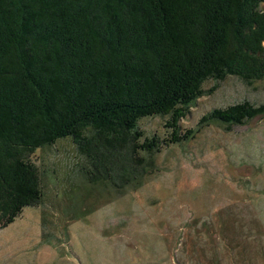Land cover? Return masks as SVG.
Here are the masks:
<instances>
[{"label":"trees","instance_id":"trees-1","mask_svg":"<svg viewBox=\"0 0 264 264\" xmlns=\"http://www.w3.org/2000/svg\"><path fill=\"white\" fill-rule=\"evenodd\" d=\"M230 77L264 80V0H0V229L43 199L38 150L69 139L89 182L121 189L194 139L181 121ZM263 116L245 100L199 126ZM154 117L166 138L140 128Z\"/></svg>","mask_w":264,"mask_h":264},{"label":"rangeland","instance_id":"rangeland-1","mask_svg":"<svg viewBox=\"0 0 264 264\" xmlns=\"http://www.w3.org/2000/svg\"><path fill=\"white\" fill-rule=\"evenodd\" d=\"M245 100L264 103V80L221 82L180 123L194 139L151 156L149 170L121 189L89 182L69 139L38 150L44 196L0 229V264H264V116L231 131L199 126ZM166 120L139 126L166 138Z\"/></svg>","mask_w":264,"mask_h":264}]
</instances>
